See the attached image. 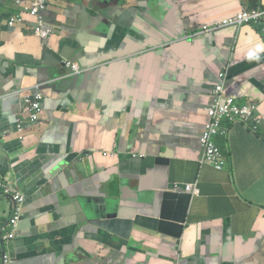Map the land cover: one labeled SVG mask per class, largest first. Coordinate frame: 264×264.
Here are the masks:
<instances>
[{
  "label": "crops",
  "instance_id": "1",
  "mask_svg": "<svg viewBox=\"0 0 264 264\" xmlns=\"http://www.w3.org/2000/svg\"><path fill=\"white\" fill-rule=\"evenodd\" d=\"M21 1L0 0V168L29 201L12 264H264V59L253 54L263 42L248 27L193 34L240 4L158 0L141 16L121 6L110 39L95 28L97 0H52L44 42L29 14L8 26L29 7ZM64 60L82 72L70 75ZM38 66L64 73L40 86L45 116L29 126ZM228 67L230 93L261 101L262 138L232 127L216 139L228 158L217 171L201 164L200 137ZM62 161L71 176L55 175ZM195 180L199 196L172 191ZM81 204L114 215L96 226ZM13 212L0 196V244Z\"/></svg>",
  "mask_w": 264,
  "mask_h": 264
},
{
  "label": "clouds",
  "instance_id": "2",
  "mask_svg": "<svg viewBox=\"0 0 264 264\" xmlns=\"http://www.w3.org/2000/svg\"><path fill=\"white\" fill-rule=\"evenodd\" d=\"M51 1L48 3V7L45 10V13H48V9H49ZM253 1L254 0H236V2H238L241 6L239 10H237L233 14L223 16V17L217 19L216 21H214L212 23L199 24V28L197 30H195L193 32V34L194 35H204V36L209 35V37H210L216 33H222V32L228 31V30H233L237 33L246 27L252 28L261 37V41L263 42L255 48V50L253 51V54L256 57L261 56V58L263 60L264 59V3H263V0H257V5L253 6L252 5ZM29 2H30V0H29ZM18 3L21 6L26 4L25 2H22L21 0H18ZM29 7H30V4H29ZM154 7H155V5L152 8H154ZM28 8H26L27 9L26 12L24 10L20 14H18L17 16L11 17L10 21L8 22V26H11V22L14 18L24 17V20H26L25 15L29 14ZM36 20H37L36 25H33L34 34L36 36L40 37L41 39H43L44 42H48L50 37L53 35L54 30L52 29L50 24L47 22L46 18H45V24L38 23L37 18H36ZM114 35H112L110 37V39L113 38ZM107 38H108V36H107ZM63 64H64L65 68L66 69L68 68V70L70 71L69 72L70 75L71 74H79L82 72V70L79 68V66L76 63L70 62V60H64ZM69 64L71 66L72 65L77 66L78 72L74 71L71 68V66H69ZM229 72H230V67L223 68L220 71V73L218 74V78H219L220 82L214 86V90L212 93L213 101L207 109L208 121H207L206 126H205V128L201 134V137H200V142H201V146L203 149V158L201 160V164L210 165L217 171L225 170L226 166L228 164V158H227L225 152L222 150V148H220L216 144L217 138L228 137L232 131V127L237 126V125L242 126L247 132L252 133V136H254L256 138H262L261 132H260L261 119H259L260 120L259 127H254L251 124V120L253 118H257L258 116H260L261 101L255 100V99H248L244 103L239 102L237 97L235 95H232L226 86V84L229 80ZM35 89H37V94L35 95V101H36L37 95L41 94L40 93V85L36 86ZM229 99H232L234 104L240 108H244L246 106L253 104V105H255V110L253 113V118L249 121L230 120L226 117H224L221 120L220 128H219L218 132L211 137V142L219 150V152L221 153L222 158L225 162L224 167L221 170H219L213 164L207 163L205 161V159H206V148H205V145L203 143V138H204L206 132L208 131V126L213 123V118L210 115V112L218 104L220 106H225ZM263 99H262V102H264ZM44 101H45V98L43 99V108H42V112L40 113L39 121L32 122L30 117H29V119H30V125L29 126L39 125V122H41V120L45 116ZM29 115H32V114H29ZM20 125H22V129H23V124H20ZM28 127L26 129H28ZM20 140L22 142H24L26 140V135H23V137ZM104 155L108 156L110 154H109V152H105ZM178 190H181L182 192L188 194L191 198H194V197L199 196L201 194V190H200L198 180H195L194 182H191V183L183 184L181 186L176 185L172 188V191H174V192H177ZM0 193H1L0 196H3V198L10 199L14 203V212H13L12 219H11V221L7 222V227L5 229L6 232H8V233L6 236L2 237L1 244H0V251H1L0 261H1V264H12L14 261L13 256L18 255V254L14 251H11L10 248L13 245V243L18 240L19 233H20V227H21V224L25 218L26 209L28 207L29 201H27L24 198V196H23L24 194L22 193L20 187L16 183H14V181L11 179L9 174L5 173L1 168H0ZM17 199H20L21 202H18ZM21 204L24 206L23 207V214H22V217L20 218V221L18 222V225L15 226L13 224V222L16 220V216H17V213H18V210H19ZM183 233L184 232L182 230L181 235L179 236V241H181ZM12 237H14V238H12ZM198 237L200 238V240L203 239V234H202L201 229L198 232ZM7 246H8V248H7Z\"/></svg>",
  "mask_w": 264,
  "mask_h": 264
},
{
  "label": "built area",
  "instance_id": "3",
  "mask_svg": "<svg viewBox=\"0 0 264 264\" xmlns=\"http://www.w3.org/2000/svg\"><path fill=\"white\" fill-rule=\"evenodd\" d=\"M51 0H30V7L28 8L29 14L38 19V23L45 24V10L48 7V3ZM24 17H17L14 18L11 22V26L17 22L23 21ZM69 66H71L69 64ZM71 68L78 72V68L75 65H72ZM43 96L38 94L36 97V101L33 103V112L32 115H29L32 122L39 121L40 113L42 112L43 108ZM255 110V105L251 104L244 108H240L236 106L232 99H229L225 106H220L219 104L214 107V109L210 112V115L213 118V123L208 126V131L206 132L203 143L206 148V159L207 163L213 164L217 169L221 170L225 162L222 158L221 153L219 150L214 146L211 142V137L216 134L220 128L221 120L226 117L230 120H241V121H249L253 118V113ZM251 124L254 127H259L260 120L258 118H253L251 120ZM19 129L22 130V125L19 126ZM18 202H21L20 199H17ZM23 205H20L18 210L16 220L13 222L15 226L18 225L20 218L23 214ZM14 238V237H12Z\"/></svg>",
  "mask_w": 264,
  "mask_h": 264
},
{
  "label": "water",
  "instance_id": "4",
  "mask_svg": "<svg viewBox=\"0 0 264 264\" xmlns=\"http://www.w3.org/2000/svg\"><path fill=\"white\" fill-rule=\"evenodd\" d=\"M146 4L145 8H152L155 4H158V0H143ZM121 2L122 0H97L95 2H93L92 7H93V11L96 15V29L98 31H103V30H108L109 34H108V38H110L114 32V30L116 29L115 27V16L118 12V9L121 7ZM70 62L75 63L74 60H70ZM38 72H40L43 76V78H38V85L41 86V90H46L49 89L51 87L54 88V86H51L52 82L55 79H58L63 73L64 71H59L56 70L54 68H44L42 66H38L37 67ZM78 85H76V78H73L71 80L68 81V86H67V90H73L75 88H77ZM68 93V92H67ZM80 162L76 163L75 165H79ZM69 164L66 162H61L59 163L56 168L54 169V171L56 172V176L57 175H61V174H65L66 176H71L72 174V170L68 169ZM75 202L73 200H71V204H74ZM80 209V207H79ZM81 210L82 213L81 215L85 218L86 222H88V220H91L89 222H91L92 224L96 225V226H102V222L104 219H111L112 216L114 214H109L107 215V217H102V214L98 211L92 212V211H85V207L82 206L81 204ZM80 210V211H81ZM94 219H90L93 218ZM99 216H101L100 220H99ZM19 239V237H18ZM11 251L12 250V246H11ZM76 257H78V255L75 254Z\"/></svg>",
  "mask_w": 264,
  "mask_h": 264
},
{
  "label": "rangeland",
  "instance_id": "5",
  "mask_svg": "<svg viewBox=\"0 0 264 264\" xmlns=\"http://www.w3.org/2000/svg\"><path fill=\"white\" fill-rule=\"evenodd\" d=\"M132 1L133 0H122L121 6H125L128 11H129V9H132V10L137 9L140 12V16L142 14L146 13V10L144 8L145 6H143L142 3L139 0H135L136 1V5H132ZM141 9H144L145 12L141 11ZM257 118L258 119H262V116L260 115ZM100 198H111V199H113V198H116V197H113V196L107 194L106 196H101ZM102 215H109V212H104ZM127 259H129V258H127Z\"/></svg>",
  "mask_w": 264,
  "mask_h": 264
},
{
  "label": "trees",
  "instance_id": "6",
  "mask_svg": "<svg viewBox=\"0 0 264 264\" xmlns=\"http://www.w3.org/2000/svg\"><path fill=\"white\" fill-rule=\"evenodd\" d=\"M253 6H256L257 5V0H254L253 3H252Z\"/></svg>",
  "mask_w": 264,
  "mask_h": 264
}]
</instances>
